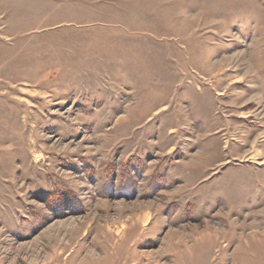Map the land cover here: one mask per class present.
<instances>
[{
    "label": "rangeland",
    "instance_id": "rangeland-1",
    "mask_svg": "<svg viewBox=\"0 0 264 264\" xmlns=\"http://www.w3.org/2000/svg\"><path fill=\"white\" fill-rule=\"evenodd\" d=\"M114 262L264 264V0H0V264Z\"/></svg>",
    "mask_w": 264,
    "mask_h": 264
},
{
    "label": "bare ground",
    "instance_id": "bare-ground-1",
    "mask_svg": "<svg viewBox=\"0 0 264 264\" xmlns=\"http://www.w3.org/2000/svg\"><path fill=\"white\" fill-rule=\"evenodd\" d=\"M115 262H117V260H115ZM115 262H114V264H115Z\"/></svg>",
    "mask_w": 264,
    "mask_h": 264
}]
</instances>
